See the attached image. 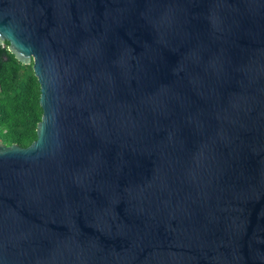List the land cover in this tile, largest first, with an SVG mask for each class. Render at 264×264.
<instances>
[{
    "label": "water",
    "instance_id": "95a60500",
    "mask_svg": "<svg viewBox=\"0 0 264 264\" xmlns=\"http://www.w3.org/2000/svg\"><path fill=\"white\" fill-rule=\"evenodd\" d=\"M4 41L0 264H264V0H0Z\"/></svg>",
    "mask_w": 264,
    "mask_h": 264
},
{
    "label": "trees",
    "instance_id": "16d2710c",
    "mask_svg": "<svg viewBox=\"0 0 264 264\" xmlns=\"http://www.w3.org/2000/svg\"><path fill=\"white\" fill-rule=\"evenodd\" d=\"M41 87L32 64L19 61L0 44V141L7 145H30L37 138L42 119Z\"/></svg>",
    "mask_w": 264,
    "mask_h": 264
}]
</instances>
